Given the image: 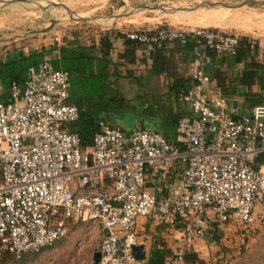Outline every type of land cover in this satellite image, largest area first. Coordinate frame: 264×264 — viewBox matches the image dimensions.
<instances>
[{
  "label": "built area",
  "instance_id": "1",
  "mask_svg": "<svg viewBox=\"0 0 264 264\" xmlns=\"http://www.w3.org/2000/svg\"><path fill=\"white\" fill-rule=\"evenodd\" d=\"M122 35L147 53L195 46L192 86L180 96L190 114L176 120L172 142L99 122L82 149L67 127L77 109L68 100L66 70L42 62L26 69L20 86L11 82L3 91L0 83V244L15 261L52 246L65 237L67 224L78 222L100 231L98 264H140L132 255L142 244L137 218L162 228L181 223L171 264H183L196 242L209 244L215 229L264 225V103L238 112L218 92H207L200 50L232 57L241 36L164 25ZM246 37L249 52L264 50V39ZM53 40L59 42L58 33ZM174 162L179 174L168 187L165 175ZM146 172L161 176L160 195L146 191Z\"/></svg>",
  "mask_w": 264,
  "mask_h": 264
},
{
  "label": "crops",
  "instance_id": "2",
  "mask_svg": "<svg viewBox=\"0 0 264 264\" xmlns=\"http://www.w3.org/2000/svg\"><path fill=\"white\" fill-rule=\"evenodd\" d=\"M38 1L49 2V7L50 5H54L50 2L52 0H0V14L3 12L13 14L17 10L16 5L33 2L40 3ZM130 1L131 4L130 2L127 4L126 0H90V3L96 5L95 9L104 8L111 2H114L115 6L112 5L114 8L110 6L113 10L110 11L108 16L102 17V19L98 18L94 20L81 14L78 17L80 20L75 21L76 23L74 22V25L77 26H70L71 32H66L62 44H67L69 48H73L77 45L76 54L78 57L74 66L78 69V72L77 70L73 72L71 78L73 79V76L75 77L74 82L82 78L91 79L93 83L95 81L97 85L101 82L103 87L101 88L105 90L104 93L112 94V99H109V101L112 102L114 106L110 107L103 116L104 123L108 126L116 128L124 134L134 129L149 130L158 133L166 141H173L174 126L177 117L180 114L189 113L188 105L180 100L182 92L179 87L180 83L178 84L176 80H181L182 86L190 87L191 80L188 75V65L195 46L191 44L186 46L172 45L169 49L162 52L147 53L142 46L131 44L124 40L122 32L134 28H147L160 25L170 27L181 25L182 27L193 28L198 27V25L200 26L202 22L204 27L222 28V31L226 30L224 32L235 34L234 31L237 29L239 23H235L229 18H224L223 14L220 13L208 15L205 19L200 18L201 16L194 14L200 7L196 9L193 8L195 10L192 11H188L189 9H182V11L168 13L160 10H154L153 12L160 11L161 14H167L169 16H172V14L175 15L176 12L185 14L186 16L188 15V17H195L197 15L198 18H195L201 19V22L195 19L192 20L191 18L190 21L171 20L168 22V20H162L161 18L156 20L155 16H152L155 15L154 13L152 15L149 14L152 11L142 9L146 5L142 3L144 0ZM50 8L49 10H42L41 6L39 11L40 13H47L46 15H48V13H51L47 12L50 11ZM60 8L66 12L69 18L70 11L68 8L65 6ZM161 8L165 10L163 7ZM209 8L211 7L209 6ZM125 9L128 10L129 13L126 11L123 13ZM40 16L36 17L39 20L35 21H44L42 22V27L44 28L47 22L53 20L51 18L47 19V16H44L46 20H43ZM256 16L260 17L259 15ZM261 16L263 17V15ZM175 17H179V15ZM70 18L73 19L74 17ZM87 22L95 23L99 31L95 32L93 35L91 26H89ZM149 22L152 24H149ZM240 28H243L244 33L247 35L252 34L257 37H264V22L259 19H256L255 22L250 23L246 27ZM74 29H76L75 31L77 32H74ZM87 30H90L89 32L91 33L88 36H86V33H88ZM84 31H86V33ZM200 50L201 53L204 51V49ZM203 58L206 61L205 72L210 80L209 84L206 86V91H215L221 95L220 89L216 87V83L212 76L215 71L222 70L219 67L222 58L218 55L206 56ZM230 61L232 60L230 59ZM239 73L240 72L233 77L238 76ZM70 79L68 83V100L71 104H81L80 98L73 101ZM228 82L227 78L224 83L228 85ZM225 98L229 100L230 106L234 110L242 104L241 98L237 96ZM84 103L85 105L82 106H91L88 105V101H84ZM178 174L179 165L174 162L168 168L165 175V181L168 183V187L176 183ZM161 179L160 175H152L146 172V191L155 196L160 195L158 193V188L162 183ZM161 195H166V192L161 193ZM83 224L88 225V223ZM68 225L69 224H67V226ZM89 227L97 228L94 224H89ZM135 232L142 243V252L145 255L144 260L154 243H163L170 252L169 257H171L180 246L181 223H178L173 228H162L154 225L148 219L137 218L135 222ZM98 236L101 237L100 232ZM201 246H203L202 242H196L193 252L197 253L196 249L200 251ZM168 258L165 259L164 264H171L167 262ZM144 260L139 263L142 264Z\"/></svg>",
  "mask_w": 264,
  "mask_h": 264
},
{
  "label": "rangeland",
  "instance_id": "3",
  "mask_svg": "<svg viewBox=\"0 0 264 264\" xmlns=\"http://www.w3.org/2000/svg\"><path fill=\"white\" fill-rule=\"evenodd\" d=\"M242 1L243 0H144L142 3H144V5L146 4L145 6L163 7L166 10L164 11L165 13H167V10L178 11L200 7V9L194 13L201 16L200 18L205 19L208 15L220 13L223 14L224 18H229L231 21L239 23L237 29L234 31L235 34L238 36H254L252 34H245L243 31L244 29L240 27H246L250 23L255 22L256 19L264 22V0H251L241 8H228L229 10H222L227 8L219 6L220 4L237 5ZM38 2L40 3L33 2L16 5L17 10L13 14L9 12L0 14V61L3 60V55L6 52L11 53L15 50L27 52L46 48L48 46H61L63 43L62 39L65 37L66 32H71L70 26H77L74 25L76 23L75 20L70 17L78 18L82 14L94 20L98 18L102 19V17L108 16L110 11L113 10L111 7L115 6L114 2H111L104 8L95 9L96 5L90 3V0H52L50 2L54 5H50V7H52L50 8L49 2ZM126 2L127 4L130 2L131 4L130 0H126ZM55 4L68 8L70 17L68 18L66 12ZM41 6L42 10H49L50 8V11L47 12L51 13H48V15H46L47 13H40L39 9ZM209 6L211 8H209ZM124 11L129 13L126 9L123 10V13ZM153 13L155 15H152ZM149 14L155 16L156 20L161 18L162 20H168V22L171 20L190 21L191 19L202 21L201 19H196L198 18L197 15L195 16L196 18L188 17V15L179 14V12H176L175 15L172 14V16L161 14L160 11H152ZM176 15H179V17H175ZM261 15H263V17ZM38 16L43 20H46L44 16H47V19L51 18L53 20L47 22L44 28L42 27V22L44 21H35L39 20L36 18ZM153 21L156 22L155 20ZM87 24L91 26L93 35L95 32L99 31L95 23L87 22ZM149 24L152 23L149 22ZM198 27H204L202 22ZM61 28L65 30L59 31ZM75 30L76 29H74V32H77ZM220 30L223 29L221 28ZM87 31L88 33L84 31L86 36L91 34L89 32L90 30ZM55 33L59 34L58 43L53 40ZM259 38L264 39V37ZM56 57L55 53L54 58ZM221 58L222 61L219 63V67L222 69L220 71L222 74L232 78L241 71L243 66L241 63L235 64L230 61L231 58L228 56ZM256 60L259 61L260 58ZM74 79V76L73 79H70L73 101L80 98L81 105H85L86 102L84 103V101H88V105H91L90 107L95 109V115L97 117H103L105 112L110 107L114 106L113 103L109 101V99H112V94L104 93L105 90L102 89L101 82H99V86L95 81L93 83L91 79L82 78L81 80H77V82H74ZM215 230L216 232L213 234L209 244L203 243L200 251L196 249L199 260L198 264H264V225L256 228L225 226ZM99 232L100 231L96 227H89V224L84 225L79 222L69 224L64 238L55 242L49 249H45L34 257H31V255L26 256L23 258L22 262L20 261L18 263L12 262L11 260L4 261L3 249L0 246V264H90L92 255L98 250L100 240L98 236Z\"/></svg>",
  "mask_w": 264,
  "mask_h": 264
},
{
  "label": "trees",
  "instance_id": "4",
  "mask_svg": "<svg viewBox=\"0 0 264 264\" xmlns=\"http://www.w3.org/2000/svg\"><path fill=\"white\" fill-rule=\"evenodd\" d=\"M63 41V39H62ZM128 43L134 44L127 41ZM249 39L246 36H241L239 39V45L236 49L235 55L230 57L232 62L235 64L241 63L242 69L238 76L230 78L229 76L222 74L220 71H215L212 78L216 83V87L220 89L221 95L225 97H235L236 87H242L244 89L241 97V107H236L238 112L248 110L254 105L264 103V50L259 53L257 49L253 52H249L248 49ZM77 45L73 48H69L67 44L54 47L48 46L46 48H40L37 50L23 52L22 50H15L11 53H5L3 60L0 61V83L3 91H5L11 82H15L17 85H21L24 80L25 71L29 66H38L42 62H47L52 68H61L68 72L69 79L71 74L78 69L74 66L77 60L76 49ZM162 52V51H156ZM56 53V58L54 54ZM203 57L218 55L225 57V55L213 53L204 49L202 52ZM260 58V60H256ZM228 78V85L224 82ZM180 85V90L184 94L190 87L182 86L181 80H176ZM77 109V119L67 127L69 132L74 133L80 141L82 149L88 148L91 145L92 135L97 131L98 123L103 122V117H97L94 108L88 106H82L79 103H73ZM244 109V110H243ZM188 114H180L177 119L181 116ZM176 119V120H177ZM172 142V141H170ZM1 246V244H0ZM51 247V246H50ZM50 247L39 250L33 254H27L20 260L15 261L5 250H3V259L11 260L12 262H22L23 258L31 255L36 256L38 253L49 249ZM170 255L169 250L164 246L163 243H154L144 262L142 264H164L166 258ZM198 256L194 252H187L182 255L183 264H198Z\"/></svg>",
  "mask_w": 264,
  "mask_h": 264
},
{
  "label": "water",
  "instance_id": "5",
  "mask_svg": "<svg viewBox=\"0 0 264 264\" xmlns=\"http://www.w3.org/2000/svg\"><path fill=\"white\" fill-rule=\"evenodd\" d=\"M251 0H243L242 2H240L239 4L237 5H224V4H220L219 6H221L222 8H241L243 6H245L246 4H248V2H250ZM255 1V0H253ZM59 7H62L61 5H58ZM143 10H150V11H154V10H160V11H166V10H163L161 7H158V6H144L142 8ZM192 10H195V9H189L188 11H192ZM178 11H182V10H178ZM168 12H173V11H168L167 10V13ZM73 20L75 21H79L80 19L78 18H73ZM243 88L242 87H236V96L238 98H241L242 97V92H243ZM132 255L134 257V259L138 262H142L144 260V253L142 252V246H136V247H133L132 248ZM98 260H99V254L98 252H95L92 257H91V263L90 264H98Z\"/></svg>",
  "mask_w": 264,
  "mask_h": 264
}]
</instances>
